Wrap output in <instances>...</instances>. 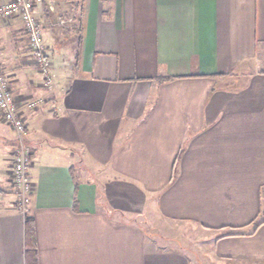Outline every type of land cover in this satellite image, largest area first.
<instances>
[{"label":"crops","instance_id":"1","mask_svg":"<svg viewBox=\"0 0 264 264\" xmlns=\"http://www.w3.org/2000/svg\"><path fill=\"white\" fill-rule=\"evenodd\" d=\"M32 14L49 89L20 19L0 21L13 97L45 99L21 111L25 213L0 122V264H27L25 215L28 264H264V0H42Z\"/></svg>","mask_w":264,"mask_h":264},{"label":"built area","instance_id":"2","mask_svg":"<svg viewBox=\"0 0 264 264\" xmlns=\"http://www.w3.org/2000/svg\"><path fill=\"white\" fill-rule=\"evenodd\" d=\"M42 0H7L0 1V21H6L13 16L20 19L23 31L27 36L28 51L33 54L34 61L41 75L42 86L51 87V63L47 56V48L41 43L42 29L34 18L32 10ZM66 20L59 19L56 25L64 26ZM68 19V23H72ZM45 103L42 97L16 101L6 76L0 70V122L14 133V145L10 162V181L19 196L18 207L25 213L33 184L28 176L32 164L31 152L26 144L27 125L21 114L22 109L35 110Z\"/></svg>","mask_w":264,"mask_h":264},{"label":"trees","instance_id":"3","mask_svg":"<svg viewBox=\"0 0 264 264\" xmlns=\"http://www.w3.org/2000/svg\"><path fill=\"white\" fill-rule=\"evenodd\" d=\"M77 26H75L74 32L77 30ZM236 234H229L227 236H233ZM24 236H25V260L28 264L29 261L35 263V256H36V247H35V240H34V228H33V220L31 217L26 216L24 217Z\"/></svg>","mask_w":264,"mask_h":264},{"label":"rangeland","instance_id":"4","mask_svg":"<svg viewBox=\"0 0 264 264\" xmlns=\"http://www.w3.org/2000/svg\"><path fill=\"white\" fill-rule=\"evenodd\" d=\"M60 18H56V19H54L53 21H51L50 22V27L52 28V29H54V30H56V31H62V29L63 30H66V28L68 27V26H70V23H68L67 21V19H64V20H66L65 22H66V24L64 25V26H58V25H56V21H58ZM72 23H73V21H72ZM74 26V24L73 25H71V28ZM67 29H69V27L67 28ZM73 29V28H72ZM64 32V31H63ZM0 70H1V72L3 73V71H2V69H1V67H0ZM4 74V73H3ZM8 80V79H7ZM8 83H9V81H8ZM10 85V84H9ZM3 124V123H2ZM7 127V126H6ZM8 128V127H7ZM9 129V128H8ZM9 170H10V166H9ZM10 178V177H9ZM9 188H10V191H11V194H14L15 195V204L14 205H16V208L19 210V211H21L20 209H19V207H18V204H19V196H18V192L16 191V189L12 186V184H11V181H10V185H9ZM186 239V238H185ZM183 240V239H182Z\"/></svg>","mask_w":264,"mask_h":264}]
</instances>
